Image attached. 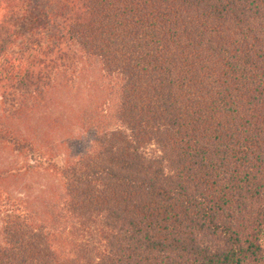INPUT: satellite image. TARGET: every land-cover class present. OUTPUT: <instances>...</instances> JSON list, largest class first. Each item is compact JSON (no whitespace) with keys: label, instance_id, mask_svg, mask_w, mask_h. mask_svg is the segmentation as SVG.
I'll list each match as a JSON object with an SVG mask.
<instances>
[{"label":"trees","instance_id":"1","mask_svg":"<svg viewBox=\"0 0 264 264\" xmlns=\"http://www.w3.org/2000/svg\"><path fill=\"white\" fill-rule=\"evenodd\" d=\"M82 63L115 104L63 159L11 120ZM0 149L56 190L0 264H264V0H0Z\"/></svg>","mask_w":264,"mask_h":264},{"label":"rangeland","instance_id":"2","mask_svg":"<svg viewBox=\"0 0 264 264\" xmlns=\"http://www.w3.org/2000/svg\"><path fill=\"white\" fill-rule=\"evenodd\" d=\"M59 79L36 113L24 112L11 123L20 132L36 135L43 151H54L63 159H72L88 149L91 124L105 126L110 122L111 117L107 116L113 111L115 91L113 89L111 92L109 82L102 79L98 65L82 63L76 80L70 82L62 76ZM83 132H87L86 137L81 135ZM79 137L83 138L80 143L70 144V140H79ZM19 161L0 149V218L5 209L17 205L32 212L35 220H46V206L52 204L46 198L56 190L52 192L51 185H47L46 174L25 172ZM45 185L48 186L47 191L40 193ZM53 221L54 218L50 219L48 224L51 225Z\"/></svg>","mask_w":264,"mask_h":264},{"label":"clouds","instance_id":"3","mask_svg":"<svg viewBox=\"0 0 264 264\" xmlns=\"http://www.w3.org/2000/svg\"><path fill=\"white\" fill-rule=\"evenodd\" d=\"M78 132H79V130H77ZM81 135L83 136V137H86L87 136V132H83V133H81Z\"/></svg>","mask_w":264,"mask_h":264}]
</instances>
